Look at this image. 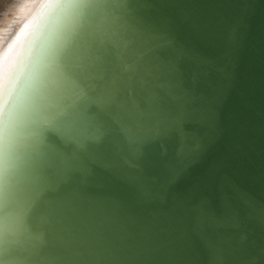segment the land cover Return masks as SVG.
<instances>
[{
	"label": "water",
	"instance_id": "95a60500",
	"mask_svg": "<svg viewBox=\"0 0 264 264\" xmlns=\"http://www.w3.org/2000/svg\"><path fill=\"white\" fill-rule=\"evenodd\" d=\"M100 7L127 14L126 0ZM132 7L125 30L143 59L130 55L134 66L125 69L129 57L111 48L106 72L115 87L107 104L66 96L81 123L106 136L96 162L37 187L27 151L17 154L12 183L24 202L42 198L26 226L46 238L40 259L264 264V0H137ZM168 40L185 52L183 86L195 99L183 121L169 115L175 82L155 53ZM121 121L152 125L139 154L116 126ZM56 127L52 146L76 159L80 141Z\"/></svg>",
	"mask_w": 264,
	"mask_h": 264
},
{
	"label": "snow or ice",
	"instance_id": "6c2138e0",
	"mask_svg": "<svg viewBox=\"0 0 264 264\" xmlns=\"http://www.w3.org/2000/svg\"><path fill=\"white\" fill-rule=\"evenodd\" d=\"M136 3L126 0L123 17L109 16L100 7L101 0H50L37 4L27 16L23 3L14 5L11 14L6 10L7 28L0 33L14 34L0 50V264H46L40 259L46 238L32 236L26 227L41 210L42 198L24 202L20 186L12 183L17 154L22 146L27 151L37 187L96 162V150L106 136L94 125L84 126L66 96L69 92L98 96L107 104L115 87L106 72L111 48H120L129 57L125 69L134 66L130 55L143 59L125 30ZM135 28L140 30L139 25ZM155 53L175 82L167 94L169 115L183 121L195 107L191 91L183 86L185 52L168 40ZM163 124L159 114L157 126ZM57 125L80 141L76 159H68L52 146V136L59 135ZM116 126L129 145H139L137 154L143 151L140 140L151 124L141 127L121 121Z\"/></svg>",
	"mask_w": 264,
	"mask_h": 264
},
{
	"label": "bare ground",
	"instance_id": "6f19581e",
	"mask_svg": "<svg viewBox=\"0 0 264 264\" xmlns=\"http://www.w3.org/2000/svg\"><path fill=\"white\" fill-rule=\"evenodd\" d=\"M51 1H55V0H51ZM42 2H46V0H0V29L7 28L6 10L8 14H11L12 12L16 11V9L11 6L19 5L23 3L25 5V16H27L29 13L35 10V6L37 4ZM47 2H50V0H48ZM15 27L16 25L13 26V29H15ZM12 34H14V32L10 33L5 31L3 33H0V35L3 36V41L2 43H0V50H2V47L4 45H6ZM40 233L41 232H39V234Z\"/></svg>",
	"mask_w": 264,
	"mask_h": 264
},
{
	"label": "clouds",
	"instance_id": "9594fccd",
	"mask_svg": "<svg viewBox=\"0 0 264 264\" xmlns=\"http://www.w3.org/2000/svg\"><path fill=\"white\" fill-rule=\"evenodd\" d=\"M12 7L14 8V5Z\"/></svg>",
	"mask_w": 264,
	"mask_h": 264
}]
</instances>
